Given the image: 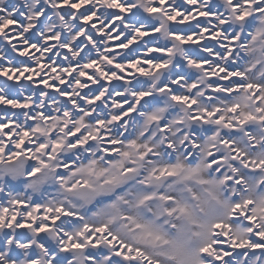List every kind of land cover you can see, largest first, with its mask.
<instances>
[{
    "label": "snow or ice",
    "instance_id": "1",
    "mask_svg": "<svg viewBox=\"0 0 264 264\" xmlns=\"http://www.w3.org/2000/svg\"><path fill=\"white\" fill-rule=\"evenodd\" d=\"M0 264H264V0H0Z\"/></svg>",
    "mask_w": 264,
    "mask_h": 264
}]
</instances>
